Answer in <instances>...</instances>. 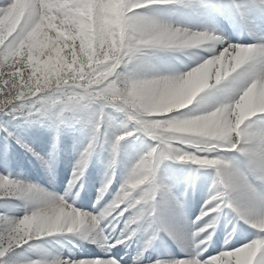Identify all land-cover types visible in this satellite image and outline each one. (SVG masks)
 I'll list each match as a JSON object with an SVG mask.
<instances>
[{"label": "snow or ice", "instance_id": "obj_1", "mask_svg": "<svg viewBox=\"0 0 264 264\" xmlns=\"http://www.w3.org/2000/svg\"><path fill=\"white\" fill-rule=\"evenodd\" d=\"M0 116L43 118L57 139L66 123L91 129L63 196L0 175V264H127L113 249L133 241L131 264H264V0H0ZM0 131L5 171L15 140L54 173L55 143L46 159L3 120ZM142 138L151 143L130 164L122 148ZM98 150L110 156L104 180L92 211H79ZM167 162L191 172L163 175ZM201 171L211 183L188 229L173 185ZM222 217L235 223L216 251ZM245 226L252 238L235 247ZM61 234L104 255L65 254L46 239ZM161 234L182 255L156 250Z\"/></svg>", "mask_w": 264, "mask_h": 264}, {"label": "rangeland", "instance_id": "obj_2", "mask_svg": "<svg viewBox=\"0 0 264 264\" xmlns=\"http://www.w3.org/2000/svg\"><path fill=\"white\" fill-rule=\"evenodd\" d=\"M0 120L7 122L8 130L12 132L14 136L19 137L25 144H28L30 147H32L34 151H39V153L45 156V158L47 157L49 158V156L52 153V147L49 149L50 151L47 154L44 153L42 149L47 143L51 144L52 140L54 142L57 139V136H56L55 131H53V129L49 126L48 121L44 120L43 118H32L30 120L25 121L22 119H12L11 117H5V116H0ZM68 134L72 136L73 140L66 136ZM90 136H91V129L86 127L84 124H77L74 122L66 123L61 128V134L58 140L60 138L64 140L63 137L67 139V142L63 143V145H65L66 147L65 148L66 151L64 154V160H66L67 163L65 164L63 163L62 168L59 169L58 167V170L61 171L60 175L62 177H68L66 188H67L69 180L71 179L73 167L75 163L77 162V160L79 159V155L81 151L87 145L90 139ZM12 141H15V140H12ZM73 141L75 143L77 142V144L73 143ZM146 141H147V144L144 143V138H142L141 140L135 141V153H138L137 147H136L138 143H141L144 146L143 147L144 150L146 149L147 145L151 143V141L148 139H146ZM17 145L21 147L20 144H17ZM131 150L132 148L129 147V145H124L122 148V158L127 157L129 161L131 162L132 160L134 161L135 157L133 158V157L128 156ZM18 151L21 153L20 155L17 154L16 156H15L16 152L14 153L8 152V154L11 157H13V163L10 165V167L7 168V171H3V168L0 167V175L10 174L13 179L23 180L28 183L39 185L40 187L44 188L43 185L39 183V180L42 177L39 175L41 172L37 171L39 170V167L37 166V162L35 161V158L31 156V153L26 152L24 148L18 149ZM98 151L91 159L92 161H96L95 169L97 170L96 172H94V179H92L91 175L87 178L90 181H93L94 184H96V182L98 181L97 186H96L98 187L96 188L97 194L96 195L91 194L92 196H94L92 197L94 203H95L94 199H96L98 195V190L102 184L99 179L105 175L104 172L106 171V165H107L108 160L110 159L108 152L101 151V150H98ZM137 159L138 158H136L135 161ZM179 165L180 164H177V163L167 162L165 165L162 166V172L164 173V175H166L164 170L167 166H172L176 168L177 167L179 168L181 166L180 169H183L185 171L190 170V168L188 167H185L182 165L179 166ZM55 171L57 170H54V173L52 174L53 177H55L56 175ZM125 172H126V169L121 168L119 170V175H123ZM173 173H174V170L170 172V175L173 176ZM118 187H119V184L114 183L112 186V189L110 190L113 191L116 188L118 189ZM47 191H50V189ZM87 191H88V187L87 185H85L83 190L81 189L80 192L82 193L85 192L87 194ZM62 192L65 193V189H63ZM54 194L57 195L58 193H54ZM112 195H113V192H110V196L108 197V201L110 200V202L112 199ZM102 203L106 205L107 202L106 200H103ZM90 209L92 210L91 206H90ZM81 211H87V210L82 209ZM23 214L24 212L22 209H20L18 212L15 213V215L17 216H22ZM108 231L110 232V229H108ZM61 235L59 237L46 238V239H48V241L52 243L54 246L62 247L65 254H67L68 251H71L73 253L78 254L79 258L81 259H94L97 257L95 255L98 254L99 252L98 250H95V253L93 254L91 253V251H88L89 253L86 254V250H89L90 248L87 246V244L83 243V244L77 245L76 241L71 243L72 239H71L70 234H61ZM63 238H67L68 242L67 243L64 242ZM41 243L44 244V241H41ZM87 255H91V256H87Z\"/></svg>", "mask_w": 264, "mask_h": 264}, {"label": "bare ground", "instance_id": "obj_3", "mask_svg": "<svg viewBox=\"0 0 264 264\" xmlns=\"http://www.w3.org/2000/svg\"><path fill=\"white\" fill-rule=\"evenodd\" d=\"M137 151L139 152V154H142L143 152H144V149H143V147H141V146H137ZM172 171V170H171ZM42 174H43V177H42V182L41 183H43L44 185H48V186H51V187H53L56 183L55 182H53V180H52V178H51V176L48 174V173H45L44 172V170L42 169ZM189 174V172H187V171H185V170H183V169H180V168H176L175 167V170H174V173H173V176H175V175H184V176H187ZM211 174V173H210ZM168 176V175H167ZM204 183H205V180L203 179V178H201V177H197V179L195 180V182H194V184H189V183H185L186 185H185V187H187L188 189H191V190H196L197 188H199L200 186H203V192H202V194H201V197H203L204 195H205V192H206V189H207V187H204ZM182 186H183V184L182 183H180V184H175V187L176 188H178L180 191H182L183 190V188H182ZM202 188V187H201ZM190 198V200H195V199H197L196 197H194L193 196V194L189 197ZM86 200H88V198H83V201H86ZM222 219H224V220H227L228 221V223H229V221L231 220V217H229V218H227V219H225V218H221V220L220 221H222ZM233 223H235L234 221L232 222V223H229V224H231L232 226H233ZM62 236V235H61ZM242 237H244V236H242ZM73 239H72V243L74 242V241H76L78 244H83V243H87V242H85V241H81V240H79L78 238H75V237H72ZM165 240H171V239H169L166 235H164V234H161V236H160V239H158L157 241H156V245H155V248H156V250H164V247L163 246H161V245H165ZM63 241L64 242H68V239L67 238H63ZM162 241V242H161ZM70 242V241H69ZM88 244V246H90V247H92V248H94V244H89V243H87ZM138 244H139V241H137V243H135L134 241L131 243V246L130 247H127L126 249V251L124 252V253H127V252H130V253H132L133 251H135L136 252V250H137V247H138ZM232 244H234V240H232ZM96 247V246H95ZM121 247H123V246H121ZM220 248V244H219V246L217 247V249H219ZM96 249H98L97 247H96ZM178 249L180 250V248L178 247ZM223 249H224V246H223ZM122 250V249H121ZM182 254V253H181ZM148 255V254H147ZM147 257V256H146ZM147 262V261H146ZM145 262V263H146Z\"/></svg>", "mask_w": 264, "mask_h": 264}, {"label": "clouds", "instance_id": "obj_4", "mask_svg": "<svg viewBox=\"0 0 264 264\" xmlns=\"http://www.w3.org/2000/svg\"><path fill=\"white\" fill-rule=\"evenodd\" d=\"M207 70H208V69L206 68L205 71H207ZM27 226L30 227L31 225H27ZM251 251L254 252L255 249H252ZM249 254H251V252H250ZM245 264H246V262H245Z\"/></svg>", "mask_w": 264, "mask_h": 264}]
</instances>
